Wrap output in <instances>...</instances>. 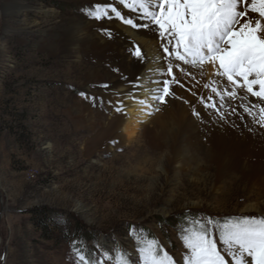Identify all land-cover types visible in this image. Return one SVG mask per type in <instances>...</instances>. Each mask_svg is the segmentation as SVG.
Masks as SVG:
<instances>
[{
    "label": "rangeland",
    "instance_id": "374dc122",
    "mask_svg": "<svg viewBox=\"0 0 264 264\" xmlns=\"http://www.w3.org/2000/svg\"><path fill=\"white\" fill-rule=\"evenodd\" d=\"M10 2L18 5L12 14ZM94 6L90 0H0V264H85L79 255L86 261L105 259L98 250L122 249L131 256L139 244L137 233L156 239L180 262L186 251L180 237L191 221L211 218L222 224L227 218L264 216L263 181L254 184L236 171L223 176L214 163L178 173L165 161L162 170L161 152L141 142L150 123L161 125L157 109L167 99L181 102L197 123H205V108L195 109L201 114L197 118L195 104L174 89L165 103L151 97L144 110L149 120L139 116L135 128L139 142L110 143V148L97 143L102 132L116 130L118 118L125 121L126 101L115 103L86 88L95 83L96 73L100 82L112 81L115 74L102 61L55 54L51 45L58 32L77 15L88 17L86 10ZM172 62L180 64L173 75L191 76L185 92L197 86L208 96L213 93L212 75L201 70L205 61L191 70L184 67L185 72L183 63ZM83 106L93 122H81ZM249 204L256 209L246 210ZM39 210L49 213L39 215ZM214 235L219 240V232Z\"/></svg>",
    "mask_w": 264,
    "mask_h": 264
},
{
    "label": "snow or ice",
    "instance_id": "6c2138e0",
    "mask_svg": "<svg viewBox=\"0 0 264 264\" xmlns=\"http://www.w3.org/2000/svg\"><path fill=\"white\" fill-rule=\"evenodd\" d=\"M119 4L129 11L138 12L143 23L131 17L125 18L114 3H97L94 8L86 10V14L92 19L102 20L111 18V12L123 24L134 29L155 30L161 40L159 47L163 50L158 56L168 61L167 74L172 79L153 82L157 85L154 91L158 93L153 99L165 103V98L172 95L170 85L179 82L173 72L174 67L180 68V64L173 65V60L184 65H195L205 60L213 64L218 62V75L226 77L231 90L220 92L212 88L211 91L219 97V108L216 102L205 103L202 99L205 110L215 109L219 118L226 122L227 115L235 113V109L233 113L224 109L228 100H249L251 107L244 104L241 107L254 123L264 128V106L250 100V97H255L264 104V0H119ZM251 14H258L261 19L253 23L249 19ZM101 31L112 38L110 30ZM130 54L141 62L147 59L141 47H136ZM115 71L119 72V69ZM142 80L143 77L138 76L130 86L134 90L143 88ZM240 90H244L246 95H239ZM207 100L213 101V97L209 95ZM257 107L258 120L253 112ZM193 115L200 118L201 114L193 109ZM214 230L219 232V240L215 238ZM137 236L139 244L131 256L122 249L103 253L98 250L97 255L105 259L86 261L84 255H79V261L85 264H108L109 260L112 264H264V216L227 218L222 224L211 218L206 222L199 219L191 221V226L185 228L180 237L186 249L180 262L156 239H145L142 233H137Z\"/></svg>",
    "mask_w": 264,
    "mask_h": 264
},
{
    "label": "bare ground",
    "instance_id": "6f19581e",
    "mask_svg": "<svg viewBox=\"0 0 264 264\" xmlns=\"http://www.w3.org/2000/svg\"><path fill=\"white\" fill-rule=\"evenodd\" d=\"M90 1L101 5L114 3V6L121 11L125 18L131 17L137 22L143 23V21L139 20L138 12L129 11L119 4V0H113L112 2H109V0ZM10 3V14H12L18 5L16 6L17 2ZM22 9L23 7L19 8L18 11H22ZM47 11L52 14L54 9H47ZM82 14H76L77 16L70 25L54 36V40L51 43L52 51L55 54L70 52L79 62L81 60L88 62H90L89 60H94V62L102 61L105 69L115 74L113 76L115 78L112 81L100 82L102 77L96 73L94 74L95 83L88 84L86 88L91 94L95 92L103 93L102 95L105 98L114 100L115 103L126 101L125 112L127 118L125 121L121 122V119L119 120L118 118L119 124L116 130L102 132L103 138L97 143L103 141L106 143L105 147L108 148L111 147L108 144L115 142L118 144H136V142H139L135 134V128L138 125L137 121L140 117L148 119L147 114H144V110L149 108L147 107L148 105H151V97L153 98V96L158 94L154 91L157 85L153 82L172 79V77L169 78L170 75L167 74V69L164 66V62L168 61L161 60L158 56L159 53H162L159 47L161 40L156 38L154 30L134 29L129 25L123 24L114 14H110L111 18L98 21L95 19V21L91 20L92 18L90 19L84 13ZM134 16H137V18L135 19ZM249 19L254 23L256 19L261 18L258 14H251ZM98 29L110 30L112 38L109 39L106 35H102L101 32L99 34ZM136 47H141L142 52L146 53L147 59L145 61H138L130 54L134 52ZM204 64L206 67L200 68L207 76L212 75L209 82H215L216 89L220 92L230 91L231 85L228 84L226 77L213 74L214 71H219L218 62L213 64L205 60ZM184 67H189L191 70L193 65L183 64L181 69L185 72L186 69ZM115 69H119V72L115 71ZM119 75L122 76L120 77ZM138 76L143 77L141 83L144 87L134 90L130 86V82L136 81ZM183 77H178L177 75L179 82L171 84L170 89L176 90L177 94L195 104L194 109H198L201 112L204 107L201 100L205 101L207 99V91L199 90L197 86H191L193 89L188 94L185 92L190 90L186 80L191 76L189 78L186 76V79H180ZM215 84L213 85L215 86ZM105 85L108 87H105ZM145 88L148 90L146 91ZM193 93H196V95H193ZM239 95H246V93L244 90H240ZM191 96L195 98L194 102L189 100L192 99ZM211 96L213 101H210V103L216 102L217 108H219V97L215 93H212ZM250 100L264 106L258 98L250 97ZM167 103L166 106L164 104L159 106V110L162 112L161 125L159 126L154 122L150 123L143 131V140L141 141L151 152H161L163 161H160V168L162 170H166L165 164H162L165 161L173 164L178 173L192 168L196 172L201 164L214 163L223 176H230L231 171H236L240 176L254 184H258L261 181L264 182V128L254 123L252 117L245 113L243 107H241L242 104L251 107L249 100H228L224 105V109L227 110V113H233V109H235V113L227 115L226 122L219 118V113L215 109L205 110L206 112L204 113L201 112L205 122L203 124L197 123L196 119L191 115L192 112H189V109L187 110L181 102L167 99ZM81 109V122H93L91 121L93 114L89 107L83 106ZM253 112L258 120L260 118L259 108H254ZM117 130L119 131L118 133H116ZM202 138L203 142L201 141ZM96 146L97 144L88 147V152L93 153ZM245 209L254 210L256 207L249 204ZM111 245L112 242L107 240V249Z\"/></svg>",
    "mask_w": 264,
    "mask_h": 264
},
{
    "label": "trees",
    "instance_id": "16d2710c",
    "mask_svg": "<svg viewBox=\"0 0 264 264\" xmlns=\"http://www.w3.org/2000/svg\"><path fill=\"white\" fill-rule=\"evenodd\" d=\"M44 213H49V212H45L44 210H39V212H38L39 215H43ZM193 213H195V211H194ZM40 218H41V217H40ZM40 226H41L42 228L45 227L44 222H43V224H42V222H41Z\"/></svg>",
    "mask_w": 264,
    "mask_h": 264
}]
</instances>
